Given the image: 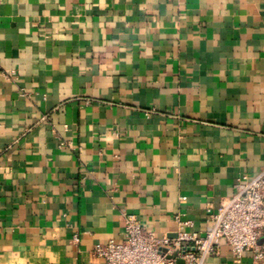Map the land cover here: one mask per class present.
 <instances>
[{
	"label": "crops",
	"instance_id": "obj_1",
	"mask_svg": "<svg viewBox=\"0 0 264 264\" xmlns=\"http://www.w3.org/2000/svg\"><path fill=\"white\" fill-rule=\"evenodd\" d=\"M263 169L264 0H3L0 264H103L125 214L202 233Z\"/></svg>",
	"mask_w": 264,
	"mask_h": 264
},
{
	"label": "built area",
	"instance_id": "obj_2",
	"mask_svg": "<svg viewBox=\"0 0 264 264\" xmlns=\"http://www.w3.org/2000/svg\"><path fill=\"white\" fill-rule=\"evenodd\" d=\"M3 0H0V6ZM174 236L149 231L136 214H125V238L110 239L95 246L103 264H205L226 245L234 261L251 252L254 264H264V169L254 176H242L232 196L214 212L208 208L202 233L188 231L190 220L176 216ZM77 237V236H76Z\"/></svg>",
	"mask_w": 264,
	"mask_h": 264
},
{
	"label": "water",
	"instance_id": "obj_3",
	"mask_svg": "<svg viewBox=\"0 0 264 264\" xmlns=\"http://www.w3.org/2000/svg\"><path fill=\"white\" fill-rule=\"evenodd\" d=\"M177 264H183V261L182 260H178Z\"/></svg>",
	"mask_w": 264,
	"mask_h": 264
}]
</instances>
